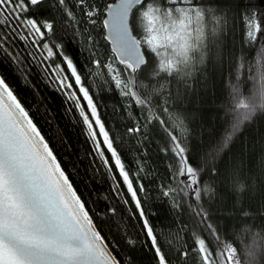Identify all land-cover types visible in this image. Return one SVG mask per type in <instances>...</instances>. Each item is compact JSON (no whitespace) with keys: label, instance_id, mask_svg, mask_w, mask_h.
Wrapping results in <instances>:
<instances>
[{"label":"snow or ice","instance_id":"6c2138e0","mask_svg":"<svg viewBox=\"0 0 264 264\" xmlns=\"http://www.w3.org/2000/svg\"><path fill=\"white\" fill-rule=\"evenodd\" d=\"M210 4L217 7L205 6ZM105 12L108 18L101 20ZM237 17L246 34L243 44L247 54L225 34L226 28L231 31V22ZM98 23L109 30L116 46L107 59L93 35ZM69 28L83 44L86 65L78 67L65 53V44L55 42L54 37ZM137 32L143 38L134 34ZM18 42L32 50L26 55L14 51ZM0 53L17 65L15 72L24 87L36 92L38 85L28 80L21 65L28 58L40 61L46 78L68 105L67 112L75 113L76 123L83 127L92 153L107 173L111 191L138 217L144 238L141 247L153 253L154 264H188L190 256L195 264H243L238 245L222 237L210 210L215 200L219 207L233 212V217L227 219L247 217L243 205L237 209L233 203L229 208L220 189L227 186L228 180L238 182V165L235 160L226 161L225 155L242 127L251 123L258 111L264 112V11L251 5V0L248 4H243V0H0ZM57 56L62 62H55ZM225 57L229 64L224 89L228 104L223 109L207 110H222L224 116L220 118L219 130L208 133L214 139L206 142L201 132L197 142L199 159L193 163L191 126L197 122L195 113L200 110H193L187 124L177 120L179 132L170 128L168 120L161 118L169 113V108L153 104L163 85L154 89L153 83L159 85L168 77L174 81L182 78L187 99L189 78L198 83L207 73L206 85L216 75L224 81ZM206 58L210 69L205 66ZM149 64H154L150 72ZM194 65L201 66L196 69L199 76L192 71ZM83 68L87 71L82 72ZM89 75L104 78L125 102L126 106L121 107L128 122L124 135L137 152L146 147L156 127L166 133L165 146L159 151L168 161L164 165L168 183H161L158 188L162 189V198L171 197V210L178 216L189 212L192 222L197 223V229L190 234L187 223L181 224L177 232L192 240L191 248L187 240L180 247L165 245L156 232L145 210L149 189L138 175L145 170L147 159L142 155L135 158V173L127 167L118 150L117 137L106 127L98 103L85 83ZM249 83L252 89L245 95L241 84L247 88ZM212 86L215 88L214 82ZM15 92L0 75V264H134L130 252L137 241L121 232L128 246V251L122 253L117 241L103 233L30 110ZM36 92V104H46L47 97L37 99ZM189 103L195 104V99ZM60 142L63 143L62 137ZM205 176L210 183H204ZM177 177L182 178L177 180L178 186L169 187ZM186 201H191L187 207ZM258 207H264V199ZM115 211L108 208L99 215L101 219L111 218ZM255 255V249H249L248 256L254 260Z\"/></svg>","mask_w":264,"mask_h":264},{"label":"trees","instance_id":"16d2710c","mask_svg":"<svg viewBox=\"0 0 264 264\" xmlns=\"http://www.w3.org/2000/svg\"><path fill=\"white\" fill-rule=\"evenodd\" d=\"M111 2L113 0H101V3ZM248 3L249 0H243V4ZM251 5L264 11V0H251ZM205 6L217 7L216 4ZM224 13H227V7L224 8ZM224 13L217 14L222 15ZM100 19L103 20L104 16ZM230 27V32L227 28L225 30L229 41L234 42L237 49L243 47L245 54H247V46L243 44L246 34L239 17L231 22ZM134 34L142 38V33L137 32ZM93 35L100 51L105 53V59H107L108 56L112 55V52L108 43L104 40L102 23H98ZM58 37H62V39ZM58 37H54L55 42L65 44V53L74 59L77 66L86 65L87 53L83 51V44L79 43L80 38L74 37L72 29L69 28L66 32L58 33ZM31 50L25 49L21 42H18L17 46L14 47V51H22L25 55L27 51ZM249 59H251V54H249ZM55 62H62L61 57L57 56ZM153 66L154 64H149L147 70L150 72ZM205 66L211 68L207 58ZM228 66V58L225 57V79L223 82L216 75L206 85L204 77L207 76V73H204L198 83L189 78L187 99L184 98L186 85L180 82L182 78H177L174 81L171 77H168L160 80L159 85L153 83L154 89H159L160 85H163V91L158 92L156 98L153 99V104L169 108V113L161 118L168 120L170 128H174L179 132L177 120H182L187 124L193 117V110H200L195 113L197 122L191 126L193 139L190 146L194 158L193 163L199 159L200 149L197 142L201 132L207 142L215 138L209 137L208 133L214 129L219 130L220 118L224 116V111L210 112L207 110L209 108L223 109L228 104V92L224 90L228 84ZM16 67L17 65L10 57L0 53V75L6 78V82L16 90L15 94L30 110V114L38 124L42 134L45 135L50 146L53 147L74 189L86 203L89 210L92 211L96 223L101 226L103 233L115 239L123 253L128 251V246L125 240L121 238L120 233L126 232L130 238L137 241L135 249L130 252L134 264H154L153 253L141 247L144 238L140 232L138 217L132 215L129 212L130 206L125 205L123 200L111 191L107 173L92 153L91 144L84 134L83 127L76 123L75 113L67 112L68 105L63 102V96L56 91L55 86L46 78L40 61L28 58L21 65L26 69L25 74L28 80L38 85V92H36V89L24 87V82L19 78V74L15 72ZM63 67L67 70L66 65H63ZM118 67L122 68L123 66L118 65ZM197 67L201 66L194 65L192 71L199 76L200 73L196 71ZM81 71L86 72L87 69L83 68ZM213 82L215 88L212 86ZM85 83L90 87L91 93L98 103L106 127L117 137L116 144L127 167L135 173L137 171L134 164L135 158L142 155L147 159L145 170L138 175L143 178L142 182L149 189V195L145 198L147 201L145 210L150 214L156 232L160 234L165 245L171 243L174 248L180 247L187 240L189 248H191L192 240L188 236H184L183 233L178 236L177 232L181 224L187 223L189 224L188 232L190 234L197 229V223L192 222L189 212H185L183 216H178L171 210L169 207L171 197L162 198V189L158 188L159 184L168 183L166 179L168 172L164 166L168 161L165 160V154L159 151L165 146L166 133L162 128L156 127L147 141L146 147L137 152L134 143L130 142L128 137L124 135V127L128 122L121 113L122 105L126 106L122 98L113 92L102 77L89 75ZM232 83H235V81L233 80ZM241 89L245 92V95H248L251 92L252 85L249 83L248 87L245 88L241 84ZM193 91L195 92L194 97ZM33 92H36L37 99L41 96L47 97V103L37 105L33 99ZM192 99H195V104L189 103ZM165 100H167L166 105H164ZM45 108L48 109L47 115H45ZM37 109H39V112H37ZM60 137H62L63 143L60 142ZM225 160L236 161L238 165L236 179L238 182L233 184L232 180H228L227 186L221 187V194L227 201L229 208L233 203H235L237 209L243 205L247 217L243 220L239 218L227 219V217H233V212L219 207V201L215 200L211 202L214 207L210 210V215L213 216L214 222L219 225L222 237L227 238L229 241H235L238 245V254L243 264H264V207H258L260 201L264 199V112L258 111L254 120L242 127V131L235 138L231 150L225 155ZM117 178L119 179V177ZM178 179L182 178L172 179L169 187H177ZM203 179L205 184L211 182L208 176ZM206 199L207 197H205ZM190 202L186 201L185 206L187 207V203ZM204 206L207 207V204ZM216 207H219V211L216 210ZM108 208H115V214L111 218L104 217L101 219L99 214L105 213ZM113 225L117 227H113ZM200 227L203 226L200 225ZM181 237L184 238L181 239ZM252 248L256 252L254 260L248 256V251ZM188 264H195L194 257H189Z\"/></svg>","mask_w":264,"mask_h":264},{"label":"water","instance_id":"95a60500","mask_svg":"<svg viewBox=\"0 0 264 264\" xmlns=\"http://www.w3.org/2000/svg\"><path fill=\"white\" fill-rule=\"evenodd\" d=\"M111 3H112V2H111ZM107 18H108V13L105 12L104 19H107ZM102 27H103V25H102ZM105 36H109V39H107V40L104 39V40L108 43L109 48H110V50H111V52H112V49H114L116 46H115V45L112 43V41H111L109 30L103 28V37H105ZM142 50H143V49H142ZM112 54H113V53H112Z\"/></svg>","mask_w":264,"mask_h":264},{"label":"rangeland","instance_id":"374dc122","mask_svg":"<svg viewBox=\"0 0 264 264\" xmlns=\"http://www.w3.org/2000/svg\"><path fill=\"white\" fill-rule=\"evenodd\" d=\"M142 38H143V35H142Z\"/></svg>","mask_w":264,"mask_h":264}]
</instances>
